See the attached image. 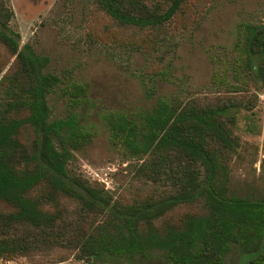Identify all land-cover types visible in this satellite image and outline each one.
I'll return each instance as SVG.
<instances>
[{
	"label": "trees",
	"instance_id": "obj_1",
	"mask_svg": "<svg viewBox=\"0 0 264 264\" xmlns=\"http://www.w3.org/2000/svg\"><path fill=\"white\" fill-rule=\"evenodd\" d=\"M91 1L121 33L119 46L145 59L139 74L151 106L103 120L110 146L147 192L123 203L68 171L73 151L92 136L74 111L87 101V85L47 70L49 57L29 44L20 47L8 26L13 12L0 0V55L9 62L0 77V258L103 264L160 251L166 264H224L234 246L241 264H264V191L230 184L242 145L235 113L252 114L264 90V19L238 22L231 47L209 52L210 95L191 94L187 84L160 95L154 80L171 81L165 56L174 55L178 25L206 0ZM53 92L69 108L65 117H50Z\"/></svg>",
	"mask_w": 264,
	"mask_h": 264
},
{
	"label": "rangeland",
	"instance_id": "obj_2",
	"mask_svg": "<svg viewBox=\"0 0 264 264\" xmlns=\"http://www.w3.org/2000/svg\"><path fill=\"white\" fill-rule=\"evenodd\" d=\"M153 1L145 0L147 4ZM7 4L13 12L8 26L17 34L19 46L27 43L36 54L48 56L47 70L57 75H69L87 85L88 102L74 111L76 121L88 128L92 136L88 144L73 151L74 158L67 164L68 171L102 185L113 199L123 203L143 196L147 192L145 185L133 179L120 153L108 142L103 114L113 110L130 112L151 106L153 100L145 96L139 74L145 63L144 57L129 45L119 46L121 33L101 12H97L91 0H7ZM190 9L192 18L187 24L178 25L174 34L177 35L173 38L174 55L169 52L165 56V60L171 56V81L155 79L157 94H175L187 84L192 87L191 94L210 95L204 89L212 71L209 52L231 47L238 22L249 18L264 19V0H206L201 9H196L193 4ZM104 24H109L111 34L102 32ZM163 51L164 46L156 55ZM2 62L4 58L0 55V77L9 64L7 62L3 66ZM48 105L51 118L65 117L69 112L65 100L57 92L49 94ZM235 114L234 133L242 145L231 163L230 184L240 193L262 192L264 90L258 92L252 114L243 110ZM241 262L242 253L236 247H230L224 264ZM61 263L88 264L70 256L55 264ZM0 264L30 263L23 257H13L0 258ZM103 264L166 262L160 251H153L146 257L118 259Z\"/></svg>",
	"mask_w": 264,
	"mask_h": 264
}]
</instances>
